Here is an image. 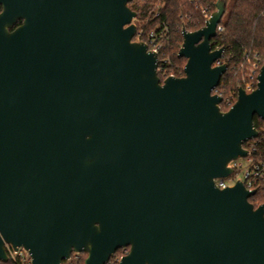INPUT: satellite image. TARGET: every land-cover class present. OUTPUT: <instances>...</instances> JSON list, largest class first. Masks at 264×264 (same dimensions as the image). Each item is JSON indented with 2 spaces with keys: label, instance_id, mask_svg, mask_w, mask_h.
<instances>
[{
  "label": "water",
  "instance_id": "95a60500",
  "mask_svg": "<svg viewBox=\"0 0 264 264\" xmlns=\"http://www.w3.org/2000/svg\"><path fill=\"white\" fill-rule=\"evenodd\" d=\"M132 1L0 0V263L9 246L30 264H264L256 192L214 184L258 136L264 63L221 112L224 3L161 82Z\"/></svg>",
  "mask_w": 264,
  "mask_h": 264
},
{
  "label": "trees",
  "instance_id": "16d2710c",
  "mask_svg": "<svg viewBox=\"0 0 264 264\" xmlns=\"http://www.w3.org/2000/svg\"><path fill=\"white\" fill-rule=\"evenodd\" d=\"M218 1L224 3V20L221 19V30L217 31L210 45L213 50H224L220 63L225 64L227 69L213 94L222 97L219 110L226 112L236 101L242 68L260 57L264 63V0H133L128 6L137 14V34L133 41L147 43L146 36L151 31L162 37L157 55L160 68L157 76L162 82L167 77L183 76L185 60L177 57L182 44V30L195 32L201 29L215 12ZM203 10H207V16ZM227 97H230L229 101ZM257 122L258 118L254 116L253 124ZM258 152L264 157V138ZM249 202L255 208L264 205V187ZM124 254L125 250L116 251L107 264H117L115 260ZM85 257L82 254L78 264H83ZM0 264H29V260L16 256Z\"/></svg>",
  "mask_w": 264,
  "mask_h": 264
},
{
  "label": "built area",
  "instance_id": "2783aa9c",
  "mask_svg": "<svg viewBox=\"0 0 264 264\" xmlns=\"http://www.w3.org/2000/svg\"><path fill=\"white\" fill-rule=\"evenodd\" d=\"M202 12L207 16L208 14L207 10H203ZM220 30L221 28L218 26L217 31ZM146 39H147V43L144 42L143 43L147 45L148 51H151L156 55H158V52L161 49L162 37L160 36L158 37L155 34V32L151 31L147 34ZM220 64L221 63L219 61L218 63L215 64V66ZM159 69L160 68L158 62L157 71ZM254 128L257 131L258 136L257 138L247 141L244 144L245 146H243V149L247 152L246 157L239 158L237 160L228 163L227 167L232 170V173L226 178L215 179L214 184L216 188L220 190L226 189L234 186L236 182L241 183L245 188V190L248 192L251 191L257 192L258 190L264 187V157L261 156L260 153L258 152L259 144L261 143L262 138H264V121L258 119V122L254 125ZM238 173H241V176L238 179H236L235 176ZM228 181L231 182L232 184L231 185L228 184L227 183ZM122 250H125L124 255L128 253V249H122ZM6 252L8 259L9 258L15 259L16 256H19V257H23L24 259H28L30 264V258L23 249L18 248V250L14 252L9 246H6ZM79 255L80 254L73 253L71 254L68 260L63 261L61 264H78ZM121 258L122 257H118L115 260V262L118 264Z\"/></svg>",
  "mask_w": 264,
  "mask_h": 264
},
{
  "label": "rangeland",
  "instance_id": "374dc122",
  "mask_svg": "<svg viewBox=\"0 0 264 264\" xmlns=\"http://www.w3.org/2000/svg\"><path fill=\"white\" fill-rule=\"evenodd\" d=\"M224 20V17L222 18ZM133 24H136V21H133ZM263 64V59L257 58L254 60V63L250 61L247 66H244L241 71V80L238 88L244 89L247 93L251 92L255 89L256 86V77L258 75V71ZM230 97H227L229 101ZM232 99V98H231ZM241 176V173L236 174L235 178L238 179ZM228 184H232L231 182H227ZM82 255H79V261L81 260Z\"/></svg>",
  "mask_w": 264,
  "mask_h": 264
}]
</instances>
